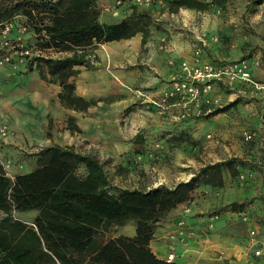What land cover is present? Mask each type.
Returning <instances> with one entry per match:
<instances>
[{
    "label": "rangeland",
    "instance_id": "obj_1",
    "mask_svg": "<svg viewBox=\"0 0 264 264\" xmlns=\"http://www.w3.org/2000/svg\"><path fill=\"white\" fill-rule=\"evenodd\" d=\"M100 1L103 4L100 7L101 11L105 10V13L116 20H122L134 11H150L153 22L148 40L150 39L152 47L156 46L159 51L160 39L167 37L164 35L166 32L171 31L173 35L184 37L192 53L193 45H202V39L205 38L203 36L206 34L205 45L202 46L204 59L211 43H215L214 53L226 59L250 60L253 57L257 61L258 58L264 61V0H206L210 4L206 11L181 8L176 13L169 11L170 0H153L148 8L136 7L133 0H120L122 3L118 7L116 6L118 0ZM116 9L118 13L114 14ZM215 37L218 38L217 41H214ZM104 45L105 43L99 44L90 50L93 66L74 65L72 67L74 73L69 78V83L75 84L76 94L77 85L81 84V78L83 79L87 91L90 92V98H84L91 101L92 105L87 110H78L60 101L65 107L77 113L91 112L89 115L95 122L87 126L82 125L77 121V117L68 115L59 130L62 145L66 143L73 145L82 153L100 158L105 163L113 185L120 189L150 190L160 186L174 187L197 176L195 189L190 192L194 198L189 197L154 224V239L157 236L167 238L163 260L167 256L169 246L172 244L176 247L178 257L169 264H264V148L261 146L264 138L262 143L259 139V135H264V99H258L259 92L264 89L245 87L230 91L238 96L232 101H229V97L223 98L224 106L218 109H224L222 112L216 113L218 111L216 110L211 115L197 120L187 122L176 120L167 123V120H163L166 114L160 115L147 102L148 98H158L162 94L154 95L148 89H139L141 87L138 86L129 88L119 83L129 94L122 93L120 88L116 87L117 84L111 81L117 79L113 71L116 65L113 62L109 63L110 70L104 72L106 66H101L97 57L99 51L107 53L108 49ZM142 52L143 57H146L147 51L143 49L140 53ZM39 54L38 58L61 59L71 53L50 49L41 50ZM33 66H30L32 69L29 66L23 67L19 73L15 72L17 68L11 66L1 68L0 98L4 100L7 98L9 94L7 90L18 93L25 84L24 76L32 72L45 81L43 84L60 85L59 76L51 74L44 63L39 64L37 61ZM83 70L87 72L83 74ZM60 87L62 90L61 85ZM226 93L229 94L226 91L224 95ZM123 96L130 97L131 103L129 107L127 105L124 113L134 117L138 124L124 139L125 142L132 143V153L123 150L131 155L120 159L119 155H114L113 148L106 147L108 145L106 139L108 136L115 137L117 123L125 122L121 119L116 121V112L113 109L109 110ZM13 107L21 113L19 103ZM218 114H222L220 117L222 126H211L208 122ZM54 128L50 120L45 130L46 142L43 145L31 146L28 143L13 156L11 152L2 151L4 139L12 132L9 127V134L6 137L0 136V154L4 155L0 157V161L7 173L16 174L18 169L23 170L22 161L35 162L37 168L40 163L39 153L44 148L54 145ZM251 131H255L257 137L247 142L244 140V134ZM123 151L121 149L119 154L121 155ZM25 168L28 169L27 166ZM245 188L253 189L251 195L244 197L241 190ZM187 206L191 208L188 214L184 212ZM37 213L35 211L15 213V217L31 224ZM193 213L195 215L192 219L203 220L199 229L190 222ZM4 216L0 212V219ZM219 218L221 220L217 224ZM180 221L185 222L184 241L178 237ZM136 229L134 222H128L122 227L114 226L106 233L105 238L134 236ZM175 234L177 238L172 239L171 235ZM212 235L219 236V243L216 244L219 247L193 246V240L198 238L207 240Z\"/></svg>",
    "mask_w": 264,
    "mask_h": 264
},
{
    "label": "trees",
    "instance_id": "obj_2",
    "mask_svg": "<svg viewBox=\"0 0 264 264\" xmlns=\"http://www.w3.org/2000/svg\"><path fill=\"white\" fill-rule=\"evenodd\" d=\"M209 5L206 0H170L169 11H206ZM100 14L98 0H0V23L18 18L36 33L40 50L71 53L37 61L59 76L60 101L78 110L92 102L69 83L72 67L93 66L87 56L99 44L137 33L146 44L151 33L150 11H134L111 23L101 22ZM39 155L37 168L14 178L0 161V212L5 215L0 219V264H169L151 249L154 224L189 199L197 176L174 187L120 189L100 158L73 145L54 144ZM33 211L38 213L31 224L15 217ZM128 222L137 227L134 236L105 238L114 226Z\"/></svg>",
    "mask_w": 264,
    "mask_h": 264
},
{
    "label": "crops",
    "instance_id": "obj_3",
    "mask_svg": "<svg viewBox=\"0 0 264 264\" xmlns=\"http://www.w3.org/2000/svg\"><path fill=\"white\" fill-rule=\"evenodd\" d=\"M101 4V1L98 0L99 7L103 6V4ZM100 21L111 23L119 20L114 19L111 15L105 13V10H102L100 14ZM164 35H166L169 40L167 51H159L156 46L152 47L150 39L146 44H143L142 33H137L130 39H122L120 41L105 43L104 47L108 49L107 53H104V51L100 53L99 51V53L97 54L99 58V64L101 66H106V71L104 72L110 70V68L108 67L109 63L112 64L113 62L116 65V68H113V71L115 72L114 76H116L117 79L111 81L117 84L116 87L118 89L120 88V91L122 93L129 94L128 90L124 87H121V84L119 83H123L129 88L138 86L141 87L139 89H148L152 92L151 94L154 95L162 94L168 86L167 80L170 67L167 64V60L169 56H171V54H174L178 57L179 60L188 57L191 58L192 51L191 48H189L188 41H186L184 37L181 38L179 36L173 35L171 31L170 33L166 32ZM215 45V43H211V45L209 46V54L207 52V54L205 55V61L220 62L226 59V57H221L214 53V51L216 52ZM143 49L147 51L146 57H143V52L140 53V51ZM258 57L261 58L262 56ZM250 62H252L256 79L264 83V61L262 59L259 60V58L257 61L256 58L251 57ZM23 67L24 66L18 67L15 72H21L23 70ZM33 67H30V69H32ZM85 68L86 67H83V69ZM87 70H83V74L87 72ZM24 77L25 84H23V88H20L18 93L7 90V92H9L7 98L5 100L4 98H0V127L8 124V126L12 129L11 134L4 139L5 144H3V153L11 152L14 156L15 154H17L16 152H20L22 146H25L28 143L31 146L36 144L43 145L46 142V139L44 137L45 130L50 120H52L55 126L53 131L54 144L59 145H62L59 140V130L66 121L68 115L77 117V121L82 125L87 126L95 122V119L91 115H89L91 114V112H87L88 115L87 113H77L76 111L70 110L69 108L65 107L60 102L58 96L61 92V87L59 84H52L51 86L48 84L46 85L45 83L43 84V82L45 81L41 80L40 77L37 76L34 72ZM85 86L86 85H84L83 79L81 78V84L79 83L77 85V94L89 99L90 92L87 91ZM136 89L137 88H135V90ZM218 91L222 93L223 98L227 99L229 97V101L236 99V97L238 96V94H232L230 91L225 89H218ZM226 91L230 95L227 93L226 95H224V92ZM258 99H264V91L259 92ZM16 103L20 104L22 108L20 109L21 113L18 109H14L13 106H15ZM130 104V97L124 98L123 96L121 97L120 101H116L115 105L111 106L109 109H113L116 112V121L120 119L122 121L125 120L124 123H120L121 125L117 123L115 137L108 136L109 138L107 137L106 139V141L108 142V145L106 147H109V149L113 148L112 151H115V153L113 152L114 155H119L120 159H124L125 157H127V155L130 154H126V152H124L123 150H129L132 153V143L125 142L124 139L126 138L127 134L134 131V127L138 124L136 123L138 121H136L134 117H129L127 115L128 113H124L127 105L129 107ZM221 115L222 114H218V116L211 118L208 123L211 126H222V120L220 118ZM163 120H167V123L176 122L173 113L166 114L163 117ZM259 136V139L262 143L264 135L261 134ZM67 137L69 138V135H67ZM7 144H9V146ZM261 146L262 148H264V143H262ZM121 149L123 152L120 155L119 152ZM3 153L0 154V157L3 155ZM17 158L19 160L21 159L20 156H18ZM27 162L28 161L21 162L24 165L23 170L18 169L16 171V174L9 173L8 175L14 178L17 175L25 174L34 170L35 162L33 163L32 161H29L28 163H30V165L27 164ZM25 166H27L28 169H26ZM252 191L253 189L246 188L241 190V192L244 194V197L247 195H251ZM195 209V212H197V207ZM194 215V213L193 215H191L190 222L192 225H197L199 229L201 227V221L203 220L200 217V219H192L194 218ZM220 220L221 219L219 218L216 223L218 224ZM166 239V237L163 239V236H157L150 245L152 251L161 259H163L164 257ZM219 240V236L212 235L209 236L207 240H203L200 238H198V240H193L192 244L193 246L195 245L198 248H216L219 247V245H216L219 243ZM182 259L183 258H179V260Z\"/></svg>",
    "mask_w": 264,
    "mask_h": 264
},
{
    "label": "built area",
    "instance_id": "obj_4",
    "mask_svg": "<svg viewBox=\"0 0 264 264\" xmlns=\"http://www.w3.org/2000/svg\"><path fill=\"white\" fill-rule=\"evenodd\" d=\"M133 2L136 6L148 8L153 0H133ZM121 3L118 0L116 6L118 7ZM117 13L116 9L114 14ZM17 21L18 18H15L0 23V69L8 66L30 67L37 63V58L40 56L41 50H38L36 46L38 36L27 23H17ZM203 37L206 38V34ZM204 39H202V45H193L191 58L179 60L174 54L169 56L167 60L170 67L168 86L160 97L148 98L147 101L149 106L155 108L160 115L173 113L177 121H193L207 117L224 106L222 93L218 89L231 92L245 87L256 90L264 89V85L256 80L249 59L205 61L202 47L205 45ZM217 39L215 37L214 41ZM168 44L167 37H162L158 48L160 51H167ZM87 58L91 59L93 64L92 57L88 55ZM8 134L9 127L2 126L0 136L6 137ZM256 137L255 131L244 134V140L247 142ZM193 198L194 196L190 193V199ZM184 212L190 213V206H187ZM184 225V221L178 222V237H181L182 241L185 240ZM171 238L176 239L177 234L171 235ZM175 248L172 244L169 246L166 262L172 263L177 259Z\"/></svg>",
    "mask_w": 264,
    "mask_h": 264
}]
</instances>
